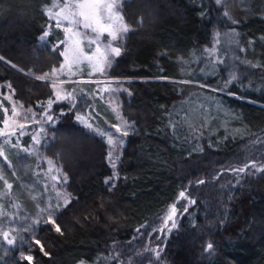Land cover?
<instances>
[{"label":"trees","instance_id":"obj_1","mask_svg":"<svg viewBox=\"0 0 264 264\" xmlns=\"http://www.w3.org/2000/svg\"><path fill=\"white\" fill-rule=\"evenodd\" d=\"M58 1L0 0V98L37 113L54 94L36 77L62 63L46 12ZM119 12L129 31L105 74L118 81L68 82L75 107L53 103L44 126L58 185L24 151L29 135L0 149V264H264V171L230 170L264 166V0H124ZM110 95L131 125L115 168L107 138L76 119L112 132ZM58 193L71 202L55 212Z\"/></svg>","mask_w":264,"mask_h":264},{"label":"snow or ice","instance_id":"obj_2","mask_svg":"<svg viewBox=\"0 0 264 264\" xmlns=\"http://www.w3.org/2000/svg\"><path fill=\"white\" fill-rule=\"evenodd\" d=\"M219 3V0H217ZM55 8L58 10L53 12L52 8L47 9V13L49 16H54L56 20L55 26L57 28L63 27L64 32L67 34L65 41H61L60 43L66 45V49L64 53L61 55L65 56V64H62L59 69H53L51 76L56 77L58 73L64 71L67 67L70 71L71 67L75 63H79L81 59H86L89 62L95 61L93 66V71L103 72L104 64L109 62L110 57L112 56H119L121 53V49L119 47H113L111 42L105 46L102 50L98 41L100 36L104 33H107L112 41H116L119 36L123 33H127L129 31L128 26L123 22V16L120 14L118 9L120 7L119 0H63V3H57L54 5ZM227 16V12H225ZM64 22H67V26H64ZM81 29L83 30H90L91 33L94 34L95 39H89L88 43L96 44L95 52L92 56H86L81 48V44L83 43V37L81 34ZM86 35V33H85ZM48 36V32H45L41 37L42 41L46 40ZM56 46H54L55 48ZM69 53L71 54V60H69ZM2 59V58H0ZM237 77L235 74L231 75V78L225 81V86L232 83ZM39 80H47L49 79V74L45 73L43 76L36 77ZM190 81H184L183 83H189ZM65 81L60 80L58 83H52V88L54 89L55 100L49 99L47 102V106L44 109L42 114V120L44 123H55V118L53 115L49 114V109L52 108L53 103L62 100L73 101V107H75V97L71 92L65 93L64 90L60 87V85L64 84ZM8 89H11V84L6 85ZM106 90V89H105ZM223 90V89H221ZM14 91V90H13ZM5 100H11V96H5ZM115 110V109H114ZM3 112L6 118H3V128H0V136H4L10 138L16 135L17 128L20 129V135H24L23 129L26 127L24 123H18L16 117H19L21 114L17 111L16 107L13 106L11 109V115L8 116L9 113L8 108H3ZM29 113H32V110H28ZM29 118L35 119V113H32L31 117L24 116V119L27 120ZM76 119L82 122L85 127L89 128L92 131L97 132L101 136H105L107 138V144L111 146L112 149H115L118 145L123 144V137H127L129 132L125 130L127 127H131L128 124V121H123L124 128L120 125H113L112 127L115 128L116 133H119V136H115L111 133L101 132L99 129H93L91 123L88 120L80 115H77ZM35 123H41L40 120H35ZM44 134V129L41 128L40 133L33 135L32 139L37 143H41V135ZM47 139L46 135L44 136ZM6 143L10 142V139H6ZM25 152L28 149H24ZM0 155H3L0 152ZM108 157L110 162H112L113 151H109ZM5 159H7L5 157ZM49 165H52V161L48 160ZM112 167L115 168L116 164L112 162ZM251 169L255 170L256 172L264 171V166H258L255 161H252L251 164H245L243 167L240 168H233L230 169L235 173H244L246 170ZM114 177H109L105 183L108 184L113 180ZM54 180H61L60 177H53ZM62 180L66 182L67 176H63ZM198 183H204V181H199ZM10 188L11 185H8ZM58 197L63 199V205L59 203L56 204L53 211L59 212L61 207H67L71 202V197L68 195H64L61 193L57 194ZM181 198H186V194L184 191L180 192ZM190 203H195V201H189ZM184 211H187V208H184ZM177 215V208L176 205L173 204L170 206L168 213L164 218L165 227L168 225L169 222L172 224V228L176 227L175 217ZM48 223L54 226L55 231L60 233L61 228L60 225L56 223V220L50 215L48 218ZM141 227H145L142 225ZM150 227V226H149ZM153 231H157V229H152ZM139 231V230H138ZM163 231V229H160ZM5 238L7 239L8 234H4ZM8 243H13L12 240H8ZM39 244V241H36ZM213 245L209 243L207 245V250H211ZM47 255V253H45ZM159 256V252L156 253ZM29 261L31 257H26Z\"/></svg>","mask_w":264,"mask_h":264},{"label":"rangeland","instance_id":"obj_3","mask_svg":"<svg viewBox=\"0 0 264 264\" xmlns=\"http://www.w3.org/2000/svg\"><path fill=\"white\" fill-rule=\"evenodd\" d=\"M123 1L124 0H119V4H121ZM57 3H63V0H60V1L52 4L47 9L52 8L53 12L57 11L58 9L54 7V5L57 4ZM47 9H46V12H47ZM116 10L119 11V8L116 9ZM48 17L53 22V25L55 26V24H56L55 17L54 16H49V15H48ZM64 26H67V22H64ZM57 29L61 32V37H62L60 40L57 41V44L62 46L61 47V53H64L65 49H66V45L62 44L60 42L61 41H65L67 34L64 32L63 27L57 28ZM85 33H86V35H85ZM81 34H82V37H83V43L81 44L82 51H83V53L86 56H92L93 53L95 52L96 44H91L90 45L88 43V41H89V39H95V36H94L93 33H91L90 30L81 29ZM124 35H125V33L121 34L116 41H112L111 37L107 33H104L102 36H100L98 43H99V45H100L102 50L110 42H111L113 47H119V43L122 40V38L124 37ZM115 57L116 56L110 57L109 62L104 64L103 72L93 71V66L95 64V61L89 62L86 59H81V61L79 63H75V64L72 65L70 71L66 67L64 69V71L61 72V73H58V75L56 77L50 76L49 79H47V80L51 83V85L54 82L59 84L60 80L65 81L64 84L60 85V87L64 90L65 93H68V91L66 89V86H65V84H67L68 82L118 81L117 79L105 78V76H106L105 74L108 72V70H109L111 64L113 63V60H114ZM69 60H71V54L70 53H69ZM62 64H65V56L64 55H62V63H61V65ZM60 66L57 67V68H54V69H59ZM51 73H52V71L50 72V75H51ZM113 88H115V87H113ZM117 88H115L116 89L115 91H117ZM52 90H53V94H54V89L52 88ZM113 91H114V89H113ZM1 96L2 97L0 98V128H3L2 120H3V118H6L5 114L3 112V108H8L9 109V113L7 115L10 116L11 115V109H12L13 106H15L17 111L21 114L19 117H16L17 122L18 123H24L26 125V127L23 129L24 135H20V129L17 128L15 136H12L10 138L4 137V136H0V139H1L0 149L6 143L5 142L6 139L14 140L16 143H19L22 137H24L25 135H29L31 143H30L28 151H31L32 153L36 154L37 161L39 163L38 168L41 170V172L43 173L44 177L47 180H49L52 185L53 184H54V186L58 185V180H54L53 177H60L61 178V174H60L59 169L55 166V164L53 163V161L50 158H48L45 155H40V154H42V153H40V149H39V144L40 143L37 144L32 139L33 135H36L37 133H40L41 128L44 129V126L48 124V123H44L43 120H42V114L44 112V109L47 106L48 100L44 104V106H42V111L41 112L37 113L36 111H32V113H35V119L34 120L32 118H29V119L25 120L24 116L31 117L32 113H29L28 109L22 107L20 105V103L14 101L13 99L5 100L4 99L5 96H11V94H9L8 92H4V94H2ZM109 98H112V95H110ZM53 100H55V95H54ZM62 101H64V100H62ZM57 102H61V101H57ZM109 102L111 103L112 108L115 109L114 112L116 113L115 116H116L117 121H118L117 125H120L122 128H124V124H123L124 120H122V117H120V113L117 110L116 102L118 103V101H117L116 97L113 95V98L110 99ZM48 111H49V114H51V112H50L51 109H49ZM35 120H40L41 123H39V124L35 123ZM110 133L114 134L115 136H119L120 135L119 133H116L115 128H113L112 132H110ZM40 138H41V141H42L43 135H41ZM121 145H118V146H121ZM112 151H114V149H112ZM48 160L52 161V165L51 166L49 165Z\"/></svg>","mask_w":264,"mask_h":264}]
</instances>
